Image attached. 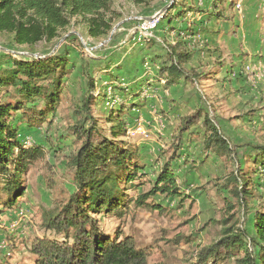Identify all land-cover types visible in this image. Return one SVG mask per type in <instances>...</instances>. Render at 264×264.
<instances>
[{"label":"rangeland","instance_id":"374dc122","mask_svg":"<svg viewBox=\"0 0 264 264\" xmlns=\"http://www.w3.org/2000/svg\"><path fill=\"white\" fill-rule=\"evenodd\" d=\"M175 1L154 0L153 10L140 11L130 0H120L115 6L120 20L113 30L112 40H88L80 31L69 28L54 45L40 43L31 51L11 47L8 39L0 35V55L33 60L65 56L68 52L75 65L61 93L57 113L49 115L47 122L31 131L24 121L19 123L21 136L43 144L47 157L26 175L27 193L19 205L11 210L0 207V264H31V248L37 239L63 241L62 236L44 230V212L65 202L73 187V173L65 167V156L77 149L71 126L76 120L75 105L86 89L82 75L84 66L98 80L99 86L108 80L100 78L99 72L119 78L123 86L133 83L135 88H140L143 84L144 102L135 100L137 97L124 100L135 106L128 141L140 150V159L149 174L160 172L172 155L169 152L165 157L160 153L171 144L180 120L198 109L209 114L237 153L230 159L206 151L201 127H192L183 135L182 157L174 163L181 196L169 198L158 194L149 199V206L141 208L130 202L121 219L101 215L98 220L104 233L134 238L139 248L150 252L149 264H194L203 248L219 240L223 222L232 216L234 219L230 222L239 220V227L253 232L254 212H264V174L261 171L258 175L261 179H253L255 186L262 183L261 195L250 201L246 211L224 186L227 177L239 168L249 167L250 157L264 146V0H229L223 9L219 8L227 20H209L207 15L191 13L183 22H174L175 29L205 30L195 38L197 54L190 66L200 73H216L217 64H224L223 72L215 75L217 80H204L202 85L181 81L164 91L163 82L149 79L153 86L145 88L146 78L152 79L158 70L150 59L165 54L163 29L167 27L160 20ZM185 4L211 9V0H188ZM68 37L72 41L67 43ZM75 38L83 49L81 55L76 50ZM149 40L155 43L152 48L146 43ZM108 94L105 107L95 113L98 117L109 114L108 105L123 101V98H114L111 89ZM102 126L110 127L107 122ZM51 173L56 183L49 188L45 177ZM150 177L135 181L137 188L127 190L128 198L132 200L140 193H147L152 188ZM2 197L5 198V194L2 193ZM152 206H161L164 211ZM224 264L235 262L229 260Z\"/></svg>","mask_w":264,"mask_h":264},{"label":"trees","instance_id":"16d2710c","mask_svg":"<svg viewBox=\"0 0 264 264\" xmlns=\"http://www.w3.org/2000/svg\"><path fill=\"white\" fill-rule=\"evenodd\" d=\"M130 1L140 11L155 8L154 0ZM186 1L176 0L160 20L167 27L163 29L165 54L150 59L158 70L152 79L146 78L145 87L151 85L150 80L163 82L164 91L181 81L202 85L204 80H217L215 75L225 69L224 64L218 63L216 73H200L190 66L197 54L195 38L205 30L175 29L174 22H183L191 13L207 15L209 20H227L219 8L223 9L229 0H211L210 10L188 6ZM119 3L120 0H0V35L8 39L11 47L31 51L40 43L54 45L69 28L80 31L88 40L104 41L120 20L115 10ZM77 38L74 39L78 43L76 50L81 55L83 49ZM70 41L71 37L66 38L67 43ZM146 43L150 48L155 45L152 40ZM89 53L92 55L90 50ZM74 70L68 52L65 56L33 60L0 55V207L11 210L19 205L27 193L26 175L37 162L47 157L43 144L33 141L31 146H26L27 137L21 136L19 123L24 121L31 131L47 122L49 115L54 116L66 81ZM82 75L86 79V89L75 105L76 120L71 126L77 149L65 156V167L73 173V187L65 202L44 212V230L62 236L63 241L37 239L31 248V264H149L147 248H139L130 236L104 233L99 217L121 219L130 202L136 207H146L150 205L149 199L158 194L180 197L181 185L174 163L182 157L183 135L194 126L202 129L206 151L230 159L237 153L209 114L198 109L180 120L171 144L160 153L165 157L169 152L172 155L163 163L160 172L149 174L140 159V150L128 141L127 132L135 119L132 115L135 106L124 100L137 97L135 100L144 102L143 84H138L140 88H135L133 83L123 86L119 78L99 72L100 78L108 79L105 85L99 86L86 66L82 68ZM108 89L114 98L120 97L123 101L108 105L109 114L98 117L95 113L105 107ZM103 122L110 127L104 128ZM248 166L232 172L224 186L244 211L249 210L251 200L261 195L262 183L255 186L253 179H261L258 177L261 171L264 174V146L250 157ZM146 176H151L152 188L129 199L127 190L137 188L135 181ZM45 182L49 188L54 186V174L47 175ZM152 207L164 211L161 206ZM233 219L234 216L223 222L219 240L203 248L194 264H224L229 260H234L235 264H264V212H254L252 233L239 227V220L230 222Z\"/></svg>","mask_w":264,"mask_h":264},{"label":"built area","instance_id":"2783aa9c","mask_svg":"<svg viewBox=\"0 0 264 264\" xmlns=\"http://www.w3.org/2000/svg\"><path fill=\"white\" fill-rule=\"evenodd\" d=\"M155 23H156V21H155ZM156 27V25L154 24V28ZM32 140H26V142H25V144H26V146H31L32 145V143L33 142H31Z\"/></svg>","mask_w":264,"mask_h":264},{"label":"water","instance_id":"95a60500","mask_svg":"<svg viewBox=\"0 0 264 264\" xmlns=\"http://www.w3.org/2000/svg\"><path fill=\"white\" fill-rule=\"evenodd\" d=\"M113 39V32H112V34L110 35V37H109V40H112ZM48 58V57H47ZM37 59H43V57H37Z\"/></svg>","mask_w":264,"mask_h":264},{"label":"crops","instance_id":"0c3cea01","mask_svg":"<svg viewBox=\"0 0 264 264\" xmlns=\"http://www.w3.org/2000/svg\"><path fill=\"white\" fill-rule=\"evenodd\" d=\"M151 81H153V80H151ZM146 88V87H145Z\"/></svg>","mask_w":264,"mask_h":264}]
</instances>
